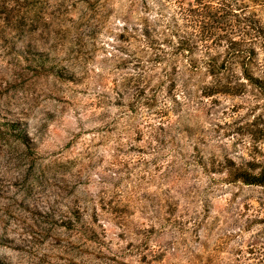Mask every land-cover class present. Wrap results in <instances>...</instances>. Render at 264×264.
Returning a JSON list of instances; mask_svg holds the SVG:
<instances>
[{
    "label": "rangeland",
    "instance_id": "374dc122",
    "mask_svg": "<svg viewBox=\"0 0 264 264\" xmlns=\"http://www.w3.org/2000/svg\"><path fill=\"white\" fill-rule=\"evenodd\" d=\"M188 1L0 0L22 24L0 16V118L26 135L0 136L1 264H264V186L243 180L264 168V0ZM195 2L244 9L256 55L228 58L229 27L201 33L177 74L161 64L154 107L122 84L153 66L144 25L182 26ZM36 54L52 72L26 68ZM228 81L240 94H204Z\"/></svg>",
    "mask_w": 264,
    "mask_h": 264
},
{
    "label": "trees",
    "instance_id": "16d2710c",
    "mask_svg": "<svg viewBox=\"0 0 264 264\" xmlns=\"http://www.w3.org/2000/svg\"><path fill=\"white\" fill-rule=\"evenodd\" d=\"M173 1H179L181 3H186L187 6H192V3L188 0H173ZM196 3V2H195ZM195 6V9L189 8L187 11L188 16H186L184 19H186V23L184 25H178V20H176L175 17L172 18V24L163 28L164 23L160 22L157 25V28L155 27H148V25H144V29L142 31L143 36H147L149 43V46L151 48L158 47L159 49L155 52L154 59L150 60V63H153V66L150 65L148 68V72L144 70L143 64L140 62L136 63V68L139 70L137 73H135L131 78H128V80H125L124 83H122L125 86V89H134V90H140L143 91L144 87L148 84L151 87V92L153 93L150 101L151 105L155 107V99L156 94L158 92H161L160 89L164 87L165 82L163 81L164 75L163 68L161 64H167L170 62L172 65L171 70L175 73L176 71L179 72V70L176 69V63L174 61V58L176 55H183L184 53H187L189 56L192 55L195 51H198V43H202L201 36L199 35L203 33L205 38H214L216 36V32H213L214 29H221L223 26L224 28H230L229 31L231 32L230 35H234V38L231 39L230 47L228 49L227 55L228 58L233 61V58L240 60V62L245 63L246 60H249L251 57L255 56L256 53L252 46L254 45V40H256V37H260V32L258 31L257 27H254L253 24H251V20L249 17L245 16L244 9H239L236 6L229 5L225 6V4L222 2L220 7L222 8H211L208 10L200 9L197 10L196 7H198V2ZM221 9V10H220ZM190 10H194L190 12ZM13 11V10H12ZM12 13L11 10L9 12H6V10L0 8V16L5 15V18H3V22L6 23L8 28H12L13 30H21V19L19 21L13 20V17L8 18V14ZM184 12L181 13L180 16H182ZM1 18V17H0ZM233 19V20H231ZM166 25V23H165ZM162 27L161 31H157V29H160ZM190 28L192 29L191 32L189 31H181L182 28ZM34 29V28H33ZM32 29V30H33ZM187 29V30H190ZM172 30V31H171ZM196 30V32L194 31ZM225 31V30H223ZM156 35V39L154 40V37L152 39L153 34ZM170 32V33H169ZM254 33V34H253ZM171 35L172 37H176V45L173 49L167 50V43L166 40L168 37L162 39L163 37L167 35ZM232 35V36H233ZM253 35L251 38L250 36ZM219 36V35H217ZM11 42L14 41V38H8ZM204 40V39H203ZM81 48V47H80ZM79 48V49H80ZM210 48L205 47V51H208ZM9 53L13 52L14 56H16L15 65L13 66L14 69L21 68V59L23 58V52L20 50H17L14 45H11L8 49ZM159 51V52H158ZM82 52V51H81ZM25 54L29 55V52H26ZM83 54V53H82ZM25 61L31 62L33 65L29 63L26 68L28 70H32L34 73L39 74V72L42 70L43 72H52L53 69H45V61L43 59V56L40 54H36L35 59H32L29 57L28 59H24ZM222 65V64H221ZM30 66H34L33 69ZM211 68V72L216 71V69H222L224 68L221 66L220 68H217L216 64L212 61H210L207 65ZM53 68V67H52ZM194 68V67H193ZM195 69V68H194ZM225 69V68H224ZM160 71V73H157ZM151 72V73H150ZM155 73V75H154ZM160 75L158 78L157 76ZM243 75V73H242ZM147 80V82H145ZM149 87V88H150ZM174 87H176V84H173L170 89L173 90ZM169 89V91H170ZM223 92L224 94H229L232 96H237L240 94V91H238V86L235 84L231 85V81H228V83L224 85H220L219 83L212 84L210 87L204 90V94L208 97L219 94ZM168 94V93H167ZM167 96L162 95V101L157 108H159V112H157V115L159 117H165L166 113H169L170 109L168 107L164 106V102L166 100ZM119 103V102H118ZM178 103V100L176 101ZM163 107V108H162ZM19 119L16 120H4L0 118V136L3 135H10L17 140H20L25 143L26 135L24 134L23 128L19 122ZM163 126H158L156 129L162 131ZM238 178H241L238 177ZM244 183L250 186H264V168L261 170V172L258 175H248L243 178ZM1 264V263H0Z\"/></svg>",
    "mask_w": 264,
    "mask_h": 264
}]
</instances>
